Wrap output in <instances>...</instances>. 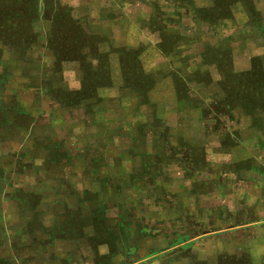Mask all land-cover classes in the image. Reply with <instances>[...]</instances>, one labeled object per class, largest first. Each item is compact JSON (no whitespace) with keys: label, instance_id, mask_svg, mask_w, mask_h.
Listing matches in <instances>:
<instances>
[{"label":"crops","instance_id":"1","mask_svg":"<svg viewBox=\"0 0 264 264\" xmlns=\"http://www.w3.org/2000/svg\"><path fill=\"white\" fill-rule=\"evenodd\" d=\"M259 1L253 6L264 29V0ZM110 5L117 7L115 0H74L60 7L73 18V7L98 12V25L90 31L76 19L87 48L71 52L73 61L59 58L46 34L50 68H43L47 59L32 50L41 39L35 21L16 46L6 48L0 39V264L126 259L117 252L128 244L118 250L116 243V254L100 244L98 222L137 236L122 223L129 194L164 157L163 133L174 130L171 142L182 137L195 153L203 151L210 176L203 198L189 195L184 203H204L210 228L219 213L221 255L238 264L243 253L249 264H264V33L254 35L250 52L234 55L223 43L197 44L166 21L152 26L151 19L131 34L132 24L123 33L119 20H106ZM146 28L155 40L137 38ZM149 55L169 64L149 62ZM69 62L78 65L75 85L62 83ZM46 69L48 81L42 78ZM159 204L148 209L157 233L167 212ZM170 211L173 216L174 205ZM142 244L130 240L128 250Z\"/></svg>","mask_w":264,"mask_h":264},{"label":"rangeland","instance_id":"2","mask_svg":"<svg viewBox=\"0 0 264 264\" xmlns=\"http://www.w3.org/2000/svg\"><path fill=\"white\" fill-rule=\"evenodd\" d=\"M22 1L27 2L29 0H18V2ZM36 1L35 7L43 8L38 16H35L36 31L41 39L34 45L32 50L35 53L37 52V55L43 54L42 56L47 59L46 65L43 62V68L45 69L50 68L49 58L46 57L49 50L46 48L45 38L46 34L50 35L52 31V22L47 19V16L52 14L53 9H58L57 7H69L68 5H72L74 0ZM123 1L125 5L121 6ZM115 2L117 7L110 5L112 7V9L110 8V17L105 13L106 20L114 23L119 20L117 28L120 31L123 29V33L125 31L129 33L132 24L131 34L137 26L148 25L151 19L154 20L152 26L165 24L164 21H166V25L169 26L170 30H178L180 34L193 36L197 44L208 43L216 46L223 43L224 46L231 47L234 55L238 50H248L250 52L252 45L255 43H253L254 35L257 32L264 33V29L261 28L262 18L253 6V0H223L221 3L223 7H220L218 0L217 7L214 8L212 7L214 0H115ZM237 2L240 3L235 7ZM257 2L261 4L259 0ZM193 5H196L195 10H193ZM207 5H211V7H202ZM90 7H93L91 10L94 11L99 9L95 6ZM73 8L78 12L75 13L78 15L75 19L81 20L86 30L90 31L98 25V19L94 18L98 12L89 13L90 11L85 12L83 10L79 12V7ZM102 9V11L106 10ZM19 15L20 18H26L21 13ZM61 19L64 22L63 19L65 18L62 17ZM121 23L124 25L122 26ZM6 26L4 25V29L0 27V39L5 42L4 46L6 48H10L17 45L22 34L20 32L18 36V34L7 29ZM108 34L114 35L113 32ZM116 35H119V32ZM137 38L148 42L155 40L154 35L148 28L143 29ZM249 52L246 54L249 55ZM37 55L35 58L39 57ZM155 57L149 55L148 61L169 64L167 60L162 59L160 62ZM63 68L64 81L62 83L75 85L78 81L77 63L69 62L64 64ZM48 74H50L49 71L44 70L42 78ZM60 78L61 76L58 75V78L54 79L58 81ZM47 79L48 77L44 80L48 81ZM224 119L219 121L218 124L216 123L215 127L220 129L222 122H226V118ZM174 134L175 130L174 132L163 133V146L166 154L164 157H158L159 161L154 162L153 166L156 167H154L153 172L137 181L138 190H133L129 194L132 196V200L128 206L125 221H122V223L128 229L132 226L133 231L135 230L138 233L137 236L127 237L126 231L123 228H118V224L116 225L117 230L114 231L106 226V223L103 226L101 221L98 222L99 242L100 244H109L113 254H116L114 249L116 243L118 250L120 247L123 248L124 244H128L125 251L117 252L119 256L126 255V259L120 261L119 264H222L225 259V264L229 262L225 252L221 255L219 250L218 242L222 235L219 230V213L212 216L214 218L211 223L213 227L210 228L207 227L209 224L206 223L205 219L204 203H195L189 206L183 201L186 202L189 195L197 196L196 200L199 199L198 196L202 199L205 195L204 191L206 189L203 182L207 181L208 178L210 179L209 173L205 171V154L202 150H197L195 153L182 137H180L179 142H171V136ZM149 176L154 177V181L149 179ZM213 179L215 180V178ZM147 181H152L153 184L158 183V186L150 188ZM187 184L190 185V188L187 187ZM155 202L160 203V207H163L165 212L167 211L164 216L165 219L158 223L160 228L158 233L154 232L153 213L148 210L154 207ZM173 205L176 213H174V219H172L174 214L172 216L170 211ZM230 214L232 216L233 212ZM102 216L101 213V219ZM109 230L112 232L110 233ZM225 238L224 235L222 239ZM95 239L96 237L94 241ZM130 240L136 244L142 242L143 246H140V248L134 247L133 251L128 250V248L130 249ZM123 252L124 254H122ZM238 259H241L244 264H249L248 256L243 253L239 254ZM100 262L101 264H108L107 259L104 258Z\"/></svg>","mask_w":264,"mask_h":264},{"label":"trees","instance_id":"3","mask_svg":"<svg viewBox=\"0 0 264 264\" xmlns=\"http://www.w3.org/2000/svg\"><path fill=\"white\" fill-rule=\"evenodd\" d=\"M29 1L18 2V0H0V27L4 29V25H7L6 28L18 34V36L21 32L22 35L19 37V42H21L27 34L26 32L31 22L36 20L35 16H38V13L43 10V8L35 7L37 3L36 0ZM57 8L58 9L52 10L50 16H47V19L52 22V31L50 33L48 45L59 58L73 61V59L68 57L69 54L71 52L73 53V51L83 53L87 48L86 38L82 34L81 26L78 24L77 20L72 17L70 11L68 9L60 10V7ZM20 13L26 18H20ZM62 17L65 18L63 19L64 22L61 21ZM15 23L20 24L21 27H14L13 24ZM31 36L35 37V35ZM29 41H33V39L30 38ZM227 260H229L227 264H235V258H227ZM241 261L240 259L238 264H244ZM225 263L226 259L222 264Z\"/></svg>","mask_w":264,"mask_h":264}]
</instances>
